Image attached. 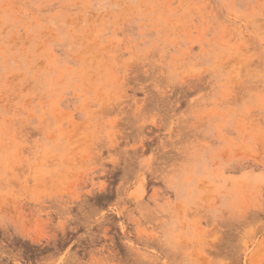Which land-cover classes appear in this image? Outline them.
Listing matches in <instances>:
<instances>
[{
    "label": "rangeland",
    "instance_id": "1",
    "mask_svg": "<svg viewBox=\"0 0 264 264\" xmlns=\"http://www.w3.org/2000/svg\"><path fill=\"white\" fill-rule=\"evenodd\" d=\"M0 264H264V0H0Z\"/></svg>",
    "mask_w": 264,
    "mask_h": 264
}]
</instances>
